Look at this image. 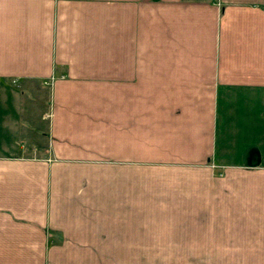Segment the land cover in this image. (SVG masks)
<instances>
[{
	"label": "crops",
	"instance_id": "crops-1",
	"mask_svg": "<svg viewBox=\"0 0 264 264\" xmlns=\"http://www.w3.org/2000/svg\"><path fill=\"white\" fill-rule=\"evenodd\" d=\"M218 234L264 259V0H0V264Z\"/></svg>",
	"mask_w": 264,
	"mask_h": 264
},
{
	"label": "rangeland",
	"instance_id": "rangeland-1",
	"mask_svg": "<svg viewBox=\"0 0 264 264\" xmlns=\"http://www.w3.org/2000/svg\"><path fill=\"white\" fill-rule=\"evenodd\" d=\"M48 83V84H47ZM46 85H50L49 82H45ZM213 242L210 244H203L201 252H195L193 250V244L183 245V250L179 252L167 251V254L173 257L170 258H160V259H137L136 261H131V264H264V259H257L255 257L251 258H231L230 255H239L235 253H230L227 250L226 242L233 237L227 239L225 236L218 234L212 237ZM237 240V237H234ZM229 246V245H228ZM230 244L229 247H231ZM234 248H237L236 242L234 243ZM162 255L161 253H158ZM194 255H202V258H193ZM245 256L257 255L253 253L244 254ZM129 264V262H128Z\"/></svg>",
	"mask_w": 264,
	"mask_h": 264
},
{
	"label": "built area",
	"instance_id": "built-area-1",
	"mask_svg": "<svg viewBox=\"0 0 264 264\" xmlns=\"http://www.w3.org/2000/svg\"><path fill=\"white\" fill-rule=\"evenodd\" d=\"M48 84V83H47Z\"/></svg>",
	"mask_w": 264,
	"mask_h": 264
}]
</instances>
